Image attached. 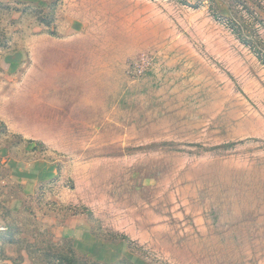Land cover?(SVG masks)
Listing matches in <instances>:
<instances>
[{"label":"rangeland","instance_id":"obj_1","mask_svg":"<svg viewBox=\"0 0 264 264\" xmlns=\"http://www.w3.org/2000/svg\"><path fill=\"white\" fill-rule=\"evenodd\" d=\"M76 259L264 264V0H0V264Z\"/></svg>","mask_w":264,"mask_h":264},{"label":"built area","instance_id":"obj_2","mask_svg":"<svg viewBox=\"0 0 264 264\" xmlns=\"http://www.w3.org/2000/svg\"><path fill=\"white\" fill-rule=\"evenodd\" d=\"M133 67L139 69V72L141 71L147 72L150 69V61L148 58L143 57L140 59L139 62L135 63Z\"/></svg>","mask_w":264,"mask_h":264},{"label":"trees","instance_id":"obj_3","mask_svg":"<svg viewBox=\"0 0 264 264\" xmlns=\"http://www.w3.org/2000/svg\"><path fill=\"white\" fill-rule=\"evenodd\" d=\"M255 52V51H254ZM77 258V257H76ZM78 264H85V262L84 261H82V260H79V259H76L75 260Z\"/></svg>","mask_w":264,"mask_h":264}]
</instances>
